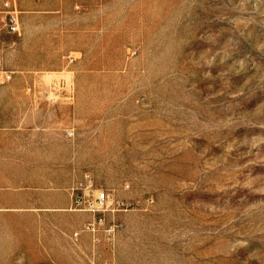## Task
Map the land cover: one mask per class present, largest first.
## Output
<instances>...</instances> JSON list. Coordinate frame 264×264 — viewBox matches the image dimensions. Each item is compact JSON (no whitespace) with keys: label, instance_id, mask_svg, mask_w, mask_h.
Segmentation results:
<instances>
[{"label":"rangeland","instance_id":"374dc122","mask_svg":"<svg viewBox=\"0 0 264 264\" xmlns=\"http://www.w3.org/2000/svg\"><path fill=\"white\" fill-rule=\"evenodd\" d=\"M0 72V264H264V0H0Z\"/></svg>","mask_w":264,"mask_h":264},{"label":"built area","instance_id":"2783aa9c","mask_svg":"<svg viewBox=\"0 0 264 264\" xmlns=\"http://www.w3.org/2000/svg\"><path fill=\"white\" fill-rule=\"evenodd\" d=\"M6 7L10 6V2H6ZM9 23L8 26L12 31H18L19 23H18V17L16 14V10H13L9 12ZM11 79V75L8 72H0V81L8 82ZM53 101V100H52ZM70 136L73 134L70 133ZM80 189L87 190L86 186L81 185ZM72 196L74 198L73 205L75 207V210L83 211L90 213L94 216H98L100 218V221H98L97 224L104 223L103 217L106 213H116L121 211L128 210V204L124 203L121 200H118L112 196H110L107 192L104 190H97L95 192V195L88 196L86 193H78L75 195V190L72 192ZM96 223L89 224L86 229L91 232H96ZM114 228L109 227L107 229V233L109 235L113 234Z\"/></svg>","mask_w":264,"mask_h":264},{"label":"crops","instance_id":"0c3cea01","mask_svg":"<svg viewBox=\"0 0 264 264\" xmlns=\"http://www.w3.org/2000/svg\"><path fill=\"white\" fill-rule=\"evenodd\" d=\"M2 135H9V134H2ZM6 137V136H5Z\"/></svg>","mask_w":264,"mask_h":264}]
</instances>
